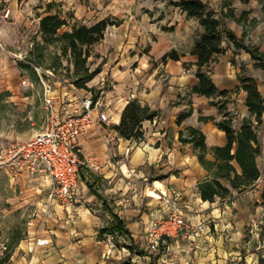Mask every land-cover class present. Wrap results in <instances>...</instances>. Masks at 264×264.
<instances>
[{"label":"crops","instance_id":"1","mask_svg":"<svg viewBox=\"0 0 264 264\" xmlns=\"http://www.w3.org/2000/svg\"><path fill=\"white\" fill-rule=\"evenodd\" d=\"M113 1L93 4L94 13L99 15L95 22L112 17L122 22L105 33L102 42L112 51L105 55L107 60L95 83L101 84L99 97L109 123L78 140L85 166L80 168V182L69 204L53 200L52 182L44 173L34 176L0 170L22 187L20 194L9 199L13 205L9 212L26 214L31 203L37 204L35 219L27 223L22 236L15 235V229H10L5 239L0 235V264H151L153 259L158 264H264V133L256 131L258 124L246 106L247 93L240 83L241 76L253 78L264 96V71L254 66L248 53L225 39V51L208 68L216 94L210 98L193 94L198 67L191 51L203 33L199 21L175 6L179 17L166 24L161 16L152 17L148 11L142 14L146 7L139 0L135 5L122 0L121 6H113ZM202 1H208L218 16L223 15L211 0ZM52 2L71 9L77 20H83L86 7L81 0H0V44L4 48L0 50V93L8 92L11 101L28 99L20 94L18 80L26 75L18 67L17 51L24 48L21 42L31 39L32 30L40 39L39 22L46 5ZM258 7L264 10V3ZM225 14L226 26L238 38L244 34L245 43L264 52V20L256 22L255 15V24L248 28L245 19ZM148 35L154 41L149 42L145 53L140 50V41L147 40ZM171 51L180 54V60L162 62ZM105 75L111 81L108 91L104 90ZM221 92L227 96H220ZM134 99L159 113L155 120L142 124L143 136L138 141L125 140L113 129L119 125L125 106ZM222 105L225 108L221 110ZM187 113L189 116L178 124V118ZM228 117L235 131L244 123L253 125L261 147L256 158L260 178L254 188L241 193L222 181L231 195L203 201L199 188L213 179L214 168L208 171L201 165L198 151L192 144L182 143L180 133L187 128L203 133L205 159L213 163V149L227 144L225 132L217 123ZM232 165L241 174L238 164ZM34 182L47 190L43 199L26 189ZM161 190L173 193L185 207L187 220L204 223L206 228L194 241L183 236L172 239L169 255L151 253L144 244L149 227L167 216V210L163 213L158 209ZM114 216L123 222L132 241L101 234L114 225ZM3 227L0 225V232L5 231ZM45 239L48 245L37 244ZM131 243L133 250L127 248Z\"/></svg>","mask_w":264,"mask_h":264},{"label":"trees","instance_id":"2","mask_svg":"<svg viewBox=\"0 0 264 264\" xmlns=\"http://www.w3.org/2000/svg\"><path fill=\"white\" fill-rule=\"evenodd\" d=\"M173 4L185 12L189 18L197 19L203 28L202 35L195 42L191 51V55L197 57L195 65L198 67L196 73L198 85L193 88V94L208 98L216 94L217 91L208 74V68L225 51L222 46L225 39L232 43L236 49L248 53L254 62V66L264 71V52L254 45L245 43L244 34L241 38H238L226 26L224 16H218L210 8L207 1L179 0ZM54 6L55 3L53 2L46 5L45 15L41 17L39 22V33L44 44L41 46L58 44L61 55L69 58L68 61L73 67V76L69 77L72 81L71 84L77 89L90 91L88 83L101 73V65L94 70L90 69L91 48L104 39L109 27H118L122 22L106 18L91 25L73 24L70 26L69 31L60 33L64 27L69 26V22L59 14H50ZM248 15V12H243L241 18L246 19ZM226 16L234 18L232 11L227 13ZM254 24L255 21L252 22V25ZM41 48L43 49V47ZM180 58V54L171 51L163 56L162 62L178 61ZM240 83L241 88L247 93L246 106L250 115L255 117L258 125L262 124L264 96L259 92L256 81L253 78L241 76ZM0 96L8 97L9 93H0ZM220 96L226 97L227 92H221ZM224 108V105L220 107L221 110ZM158 115L157 111L134 99L125 106L119 125L114 126L113 129L125 140H142V124L146 121L155 120ZM188 116L189 113L181 115L178 118V124H181ZM217 127L225 132L227 144L224 147L213 149L215 157L213 163L205 159L207 147L203 133L194 128H187L180 133V141L185 144H192L194 149L198 151V159L201 165L208 171L214 168L213 179L202 183L199 188L202 200L209 202H213L216 197L224 199L231 195L230 189L224 186L222 181L228 183L233 190L241 193L254 188L260 178L256 158L261 153V147L253 125L244 123L239 131H235L232 119L228 117L219 121ZM232 162L238 164L241 174L237 173ZM262 198L264 201V195ZM101 234L119 235L132 241L130 232L117 216H114V225L102 230ZM127 248L133 250V243ZM151 264H158L157 259H153Z\"/></svg>","mask_w":264,"mask_h":264},{"label":"rangeland","instance_id":"3","mask_svg":"<svg viewBox=\"0 0 264 264\" xmlns=\"http://www.w3.org/2000/svg\"><path fill=\"white\" fill-rule=\"evenodd\" d=\"M95 1L99 0H81V2L86 7V12L82 21H79L75 18L76 16L71 9L64 8L61 4L53 2L55 3V6L53 7L50 14H59L61 17L66 18L69 22V26L64 27L60 33L64 31H69L70 26L73 24H93L97 20V18H99V15L94 13L95 8H93V4L95 3ZM121 1L122 0H114L113 6H121ZM137 1L124 0L123 3L130 2L132 3V5H135L137 4ZM139 1H141V5L143 4L146 7L141 9L142 14L148 11L150 14H152V17L153 15L157 17L161 16L164 18L163 23L168 24V22L174 21L176 18L179 17V12L176 11L175 6L173 4L177 3L179 0ZM210 3L214 5L216 10L221 11L223 15L224 13L227 14L232 11L233 14L240 20L243 19L241 18L242 13L248 12L249 17L245 19V23L247 22L246 26L248 28L252 26V22L255 20V15L258 18L256 22H261L264 20V10L261 9V11L258 7L259 4L264 3V0H211ZM132 10L133 9H130L129 12L131 13ZM169 18H171V20H167ZM112 19L119 20L113 17ZM33 32L34 30H32L31 32L32 35L30 40L21 42V45H23L24 48L17 51L20 54V60H18V67L21 71H23V74L26 75L25 77H27V79L33 85L32 87L27 89L23 88L21 86L22 79L19 77L18 83L21 92L20 94H22V96L28 97V99L11 101L9 98L10 94L8 97L0 96V146L3 147L29 141L34 135L42 131L46 125L47 115L43 105L42 89L38 82L36 74L29 65L25 64V62L39 66L44 70L50 71L53 74V76L50 77V81L54 84L58 93L61 95L67 92V90L64 89L65 86L72 83L69 77L73 76V67L68 61L69 58L63 57L61 55L60 46L58 44H55L53 46H41L44 45L41 35L40 39H38L39 35L33 34ZM102 41L91 48L92 57L89 59V65L91 70H94L96 67L101 65L102 71L103 64L107 60V57H105V55H108L112 51L110 47ZM150 41L152 43L154 41V38L149 37V35L147 36V40L140 41V43L143 42L142 46L140 47V50L145 53H148L150 49ZM36 45L39 46L37 47ZM41 47H43V49ZM136 49H138V45H136ZM101 73L90 83H88V88L91 89L90 91L92 92V95L94 97H101L102 95V89H100L101 84H95L97 79L100 78ZM103 77V83L105 84L104 90L108 91L110 89L108 88V86H111V81L106 75ZM84 92L87 91L83 90L82 93ZM255 127L256 131L258 133H262L263 135V124L259 126L257 125ZM12 179L13 178H10L5 173L0 172V225L5 226L3 227L5 231L0 232L2 239H5L7 237V235L10 233V229H15V235L19 234L22 236V234L27 231V223L35 219L34 214L37 208V204L33 202L31 203L29 210L26 214H22L20 210H14V212H9L13 207V205L9 203V199L15 194H20V191L22 190V187ZM26 189H31L33 192L37 193V198L42 199L45 197L44 193L47 192L44 186H40L39 184H37V182L32 183V187H28ZM157 201L159 202L158 209L162 210V212L164 213L167 208L165 207L163 201L158 198ZM3 211H6V214H4L5 212ZM8 250L9 248L4 252H7ZM138 250L142 249L138 248Z\"/></svg>","mask_w":264,"mask_h":264},{"label":"built area","instance_id":"4","mask_svg":"<svg viewBox=\"0 0 264 264\" xmlns=\"http://www.w3.org/2000/svg\"><path fill=\"white\" fill-rule=\"evenodd\" d=\"M8 14L9 11L4 17ZM0 50L4 51L1 44ZM25 64L32 68L41 86L46 125L27 142L0 146V170L44 173L52 182L51 197L69 204L80 182V168L85 166L78 140L90 130L109 123L106 107L100 97L95 98L91 91L82 93L73 84L66 85L67 92L59 94L50 81L53 76L50 71ZM21 86L27 89L33 85L25 77ZM158 195L167 208V216L149 227L144 244L151 253L169 255L172 239L183 236L194 241L195 235L204 233L206 228L204 223L193 224L185 218V207L171 191L161 190ZM37 244L46 246L49 241L38 240Z\"/></svg>","mask_w":264,"mask_h":264},{"label":"bare ground","instance_id":"5","mask_svg":"<svg viewBox=\"0 0 264 264\" xmlns=\"http://www.w3.org/2000/svg\"><path fill=\"white\" fill-rule=\"evenodd\" d=\"M159 196V195H158Z\"/></svg>","mask_w":264,"mask_h":264}]
</instances>
